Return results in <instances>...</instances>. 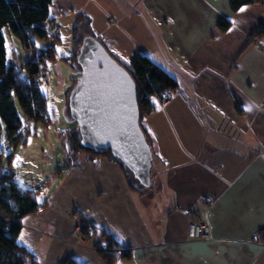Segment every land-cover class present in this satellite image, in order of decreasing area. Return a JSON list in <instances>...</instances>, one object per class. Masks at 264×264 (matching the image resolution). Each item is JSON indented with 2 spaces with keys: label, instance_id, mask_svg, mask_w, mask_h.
Wrapping results in <instances>:
<instances>
[{
  "label": "crops",
  "instance_id": "1",
  "mask_svg": "<svg viewBox=\"0 0 264 264\" xmlns=\"http://www.w3.org/2000/svg\"><path fill=\"white\" fill-rule=\"evenodd\" d=\"M52 6L61 9L52 14ZM71 7L97 22L90 30L120 59L147 54L179 83L140 121L155 174L147 201L144 190L121 188L127 178L118 163L88 159L113 172L99 199L112 205L119 195L127 209L102 230L90 218L88 239L103 249L117 241L114 264H264V35H252L264 27V2L234 11L230 0H52L50 25ZM194 210L210 239L187 238ZM18 241L33 252L41 242L23 226ZM68 255L105 264L88 249L69 251L59 264Z\"/></svg>",
  "mask_w": 264,
  "mask_h": 264
},
{
  "label": "rangeland",
  "instance_id": "2",
  "mask_svg": "<svg viewBox=\"0 0 264 264\" xmlns=\"http://www.w3.org/2000/svg\"><path fill=\"white\" fill-rule=\"evenodd\" d=\"M58 7L52 6V14L59 11ZM78 16L71 7L65 11L60 25L45 24L52 33L54 29L61 27L59 37H52L56 43L57 57L47 62V71L41 75L40 81V86L47 95V111L51 122L43 125L22 117V128L17 133L19 140L10 146L5 145L0 155V166L4 171L1 174L7 172L9 178L15 177V181L24 188L36 190L39 203L46 204L44 208L26 215L22 220L23 230L40 238L41 242L33 246L39 264H59V260L69 251H77L80 255L84 249L96 251L101 259L97 252L100 245L88 239V235L92 233L90 218L97 221L96 225L100 228L109 222H117L120 213L127 212L119 195L113 199L112 205L110 199H99L98 192L102 182L105 185L106 178L113 176L111 166L103 161L97 165L92 164L86 152L74 154L69 147L68 137L72 131L68 129L73 123L68 120L70 117L67 109V90L74 77L78 76L74 73V69L78 70V64L66 56L72 54L75 46L71 28L81 24L75 32L72 31L77 41H80L84 35L81 28L87 26L84 19L77 21ZM89 18L90 26L94 24L97 27V22ZM4 35L8 57L12 56L13 42V58L16 56L15 60L20 61L26 52L19 38L7 31ZM77 41L75 49L79 46ZM39 43L45 45L46 41ZM154 175L151 169V183L143 188L145 201L152 194ZM112 188L116 190L117 186L112 185ZM121 188L134 190L126 181L125 187ZM108 197L109 195H106V198ZM119 250L121 252V249Z\"/></svg>",
  "mask_w": 264,
  "mask_h": 264
},
{
  "label": "trees",
  "instance_id": "3",
  "mask_svg": "<svg viewBox=\"0 0 264 264\" xmlns=\"http://www.w3.org/2000/svg\"><path fill=\"white\" fill-rule=\"evenodd\" d=\"M51 2L52 0H0V155L5 145L10 146L19 140L17 133L22 128V117L43 125L51 122L47 111V95L40 86L41 75L47 71V62L57 57L56 43L52 37H59V35L51 31L50 33L45 26L46 23H52ZM260 2L264 0H230V7L235 11L243 5ZM81 19L87 23V26L81 28L82 34L90 33L95 36L90 30L89 16L80 14L77 21ZM79 25H75L74 32ZM228 25L229 22L226 19L218 22V26L224 30ZM5 31L17 36L25 49L26 55L20 61L15 60L16 56L13 58L15 54L13 42L11 43L12 56L8 57ZM252 35H264V27H260ZM95 37L100 38V42L108 52L127 69L135 81L139 123L148 141L147 132L140 121L146 115L155 112L159 104L178 88L177 79L154 63L147 54L138 53L129 62L123 61L106 46L100 36ZM37 39L45 40V45L39 43ZM73 39L77 41L74 34ZM80 41H77L79 45ZM78 50L79 46L66 58L76 61ZM76 70L74 69L75 74H77ZM76 82L77 78L74 77L67 95ZM72 123L73 125L68 129L72 131L68 137V143L74 154L86 152L90 158L106 157L115 161L125 173L130 187L139 191L145 188L111 151L100 152L84 146L78 127L74 122ZM2 172L4 173L0 166V264H39L35 253L18 241V235L22 229L23 218L38 212L46 204L39 203L36 190L24 188L15 181V177L9 178L7 172L1 176ZM103 235L108 234L103 233ZM109 246L111 247L107 249L100 246L97 252L105 264H114L120 256L119 243L114 241ZM122 257H127V253L122 254ZM61 264L82 263L74 256L68 255Z\"/></svg>",
  "mask_w": 264,
  "mask_h": 264
},
{
  "label": "water",
  "instance_id": "4",
  "mask_svg": "<svg viewBox=\"0 0 264 264\" xmlns=\"http://www.w3.org/2000/svg\"><path fill=\"white\" fill-rule=\"evenodd\" d=\"M77 82L67 95L69 121L82 144L111 151L140 185L151 183L152 151L139 123L135 81L95 36L85 33L76 57Z\"/></svg>",
  "mask_w": 264,
  "mask_h": 264
},
{
  "label": "built area",
  "instance_id": "5",
  "mask_svg": "<svg viewBox=\"0 0 264 264\" xmlns=\"http://www.w3.org/2000/svg\"><path fill=\"white\" fill-rule=\"evenodd\" d=\"M56 35L60 34V28L57 27L53 30ZM167 100V98L165 99ZM164 100V101H165ZM2 176V174H1ZM190 214L193 216L192 219L188 222L186 228V236L190 240H199V239H210V225L207 221L195 217V214H198V210L191 211ZM258 240L262 241L261 236H258ZM122 251V250H121Z\"/></svg>",
  "mask_w": 264,
  "mask_h": 264
},
{
  "label": "snow or ice",
  "instance_id": "6",
  "mask_svg": "<svg viewBox=\"0 0 264 264\" xmlns=\"http://www.w3.org/2000/svg\"><path fill=\"white\" fill-rule=\"evenodd\" d=\"M239 11H241V12H243V11H245V8H241ZM233 24L235 25V22H233ZM232 29H229V31H231ZM21 239H22V237H21Z\"/></svg>",
  "mask_w": 264,
  "mask_h": 264
}]
</instances>
